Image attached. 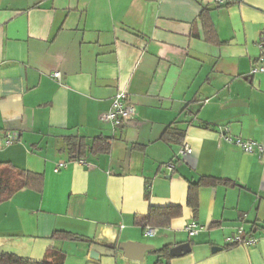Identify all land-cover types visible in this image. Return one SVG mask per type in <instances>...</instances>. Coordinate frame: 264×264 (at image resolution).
<instances>
[{
	"label": "crops",
	"instance_id": "crops-1",
	"mask_svg": "<svg viewBox=\"0 0 264 264\" xmlns=\"http://www.w3.org/2000/svg\"><path fill=\"white\" fill-rule=\"evenodd\" d=\"M223 1L0 0V138L16 136L0 162L43 175L41 192L0 203L1 253L40 261L55 247L64 264H153V249L189 242L170 264H264V150L224 139L264 147V0ZM117 91L136 116L112 127L100 115ZM168 126L184 131L181 144L162 140ZM68 136L110 147L70 157ZM183 143L191 152L180 155ZM201 176L232 183L200 186L193 211L188 185ZM149 206L179 211L148 235L134 220ZM236 236L255 242L226 246ZM125 241L153 249L134 261ZM93 244L116 249L92 259Z\"/></svg>",
	"mask_w": 264,
	"mask_h": 264
},
{
	"label": "trees",
	"instance_id": "trees-1",
	"mask_svg": "<svg viewBox=\"0 0 264 264\" xmlns=\"http://www.w3.org/2000/svg\"><path fill=\"white\" fill-rule=\"evenodd\" d=\"M184 139V131L178 128L168 126L162 135V140L168 144H181ZM65 144L70 157L81 158L88 151L91 153L108 152L110 141L106 137L98 136L93 138L89 143L83 137L68 136L65 138ZM232 181L228 179H215L212 177L201 176L195 182H189L187 193V204L193 211L198 207V189L203 185H230ZM29 188L37 192L43 189V175L41 173L26 171L20 169L9 162H0V203L9 199L14 193L23 189ZM146 194V198H147ZM179 207L177 206H149L145 215L136 218L134 223L143 231L147 228H165L170 224V220L178 214ZM51 238L54 240L64 241L72 239H82L88 243H92L91 239L78 236L67 231H53ZM239 242H233L226 246H232ZM109 249H116L114 244H106ZM170 247L164 245L158 249H153L152 252L156 256L153 264H170L173 258L169 253ZM65 254L61 250L53 247L47 250L44 258L40 261H30L19 258L17 256L1 253L0 264H64Z\"/></svg>",
	"mask_w": 264,
	"mask_h": 264
},
{
	"label": "built area",
	"instance_id": "built-area-1",
	"mask_svg": "<svg viewBox=\"0 0 264 264\" xmlns=\"http://www.w3.org/2000/svg\"><path fill=\"white\" fill-rule=\"evenodd\" d=\"M217 4H223V0H216ZM262 45H264V41L262 42ZM262 67H254L253 72L256 71H262ZM55 79L60 78V72L54 71L51 75ZM136 116V106L134 103L130 102V100L127 97L126 91H117L115 95L112 97L110 108L103 112L100 115V120L104 123L110 124L112 127L120 126V125H127L130 123ZM16 139V136L13 134L7 135L4 139L0 138V147L2 143L9 144L12 141ZM224 139L228 142H232L238 147H240L245 152H253L254 149L258 151H263L264 147L260 145L259 143L252 141V140H244L241 138H233L229 135H225ZM191 152V149L188 147L186 143H183L181 149L179 150L180 155H185ZM67 163L65 161H59L56 163L54 170L58 171L59 169L65 167ZM168 167L172 169V165L169 164ZM184 230L187 232L189 236H193L197 232V224L195 221L191 220L188 223H186ZM146 234L152 235L154 230L151 228H147ZM228 244H231L233 242H243L245 244H252L255 242L254 239H245L242 240L239 236H236L234 238H228L227 239Z\"/></svg>",
	"mask_w": 264,
	"mask_h": 264
},
{
	"label": "water",
	"instance_id": "water-1",
	"mask_svg": "<svg viewBox=\"0 0 264 264\" xmlns=\"http://www.w3.org/2000/svg\"><path fill=\"white\" fill-rule=\"evenodd\" d=\"M118 249L122 251L124 257L137 261L141 260L147 251L153 249V246L146 243L125 241L118 244ZM218 249V247H213L211 250L215 251ZM189 251L190 243L184 242L170 248L169 253L172 257H176ZM100 254L113 255L114 250L103 245L93 244L89 251V257L92 259H97Z\"/></svg>",
	"mask_w": 264,
	"mask_h": 264
}]
</instances>
